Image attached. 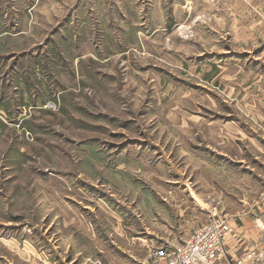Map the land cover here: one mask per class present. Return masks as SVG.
Instances as JSON below:
<instances>
[{
    "label": "rangeland",
    "instance_id": "1",
    "mask_svg": "<svg viewBox=\"0 0 264 264\" xmlns=\"http://www.w3.org/2000/svg\"><path fill=\"white\" fill-rule=\"evenodd\" d=\"M216 4L0 0V264H148L264 209L263 40Z\"/></svg>",
    "mask_w": 264,
    "mask_h": 264
},
{
    "label": "crops",
    "instance_id": "2",
    "mask_svg": "<svg viewBox=\"0 0 264 264\" xmlns=\"http://www.w3.org/2000/svg\"><path fill=\"white\" fill-rule=\"evenodd\" d=\"M216 11V22L220 25L226 14L232 12L229 19L232 30L230 35L235 41L255 45L263 40L264 45V0H217ZM260 53L264 57V48ZM237 215L226 219L231 233L226 238L225 247L231 258L239 257L251 245L260 241L258 220L264 219V209L252 208L247 214Z\"/></svg>",
    "mask_w": 264,
    "mask_h": 264
},
{
    "label": "built area",
    "instance_id": "3",
    "mask_svg": "<svg viewBox=\"0 0 264 264\" xmlns=\"http://www.w3.org/2000/svg\"><path fill=\"white\" fill-rule=\"evenodd\" d=\"M258 228L260 241L231 258L225 247L230 226L225 218L214 214L184 244L172 251H156L148 264H264V219L258 220Z\"/></svg>",
    "mask_w": 264,
    "mask_h": 264
}]
</instances>
